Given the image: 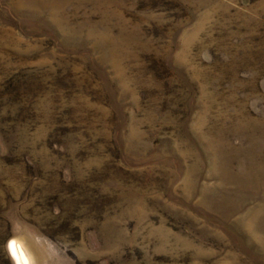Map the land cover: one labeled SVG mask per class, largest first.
Masks as SVG:
<instances>
[{
  "label": "rangeland",
  "instance_id": "obj_1",
  "mask_svg": "<svg viewBox=\"0 0 264 264\" xmlns=\"http://www.w3.org/2000/svg\"><path fill=\"white\" fill-rule=\"evenodd\" d=\"M264 264V0H0V264Z\"/></svg>",
  "mask_w": 264,
  "mask_h": 264
},
{
  "label": "bare ground",
  "instance_id": "obj_2",
  "mask_svg": "<svg viewBox=\"0 0 264 264\" xmlns=\"http://www.w3.org/2000/svg\"><path fill=\"white\" fill-rule=\"evenodd\" d=\"M18 258H19V260H20V262L22 263V264H30L29 262H28V260H29V258L26 256V254L24 253V251H23V249L20 247V245L18 244Z\"/></svg>",
  "mask_w": 264,
  "mask_h": 264
}]
</instances>
